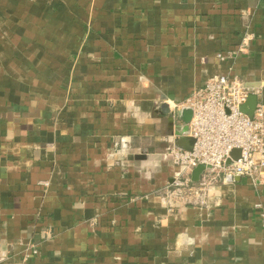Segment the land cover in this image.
I'll return each mask as SVG.
<instances>
[{
	"label": "crops",
	"instance_id": "crops-1",
	"mask_svg": "<svg viewBox=\"0 0 264 264\" xmlns=\"http://www.w3.org/2000/svg\"><path fill=\"white\" fill-rule=\"evenodd\" d=\"M227 72L264 101V0H0V264H264V183L160 196L173 100Z\"/></svg>",
	"mask_w": 264,
	"mask_h": 264
},
{
	"label": "built area",
	"instance_id": "built-area-1",
	"mask_svg": "<svg viewBox=\"0 0 264 264\" xmlns=\"http://www.w3.org/2000/svg\"><path fill=\"white\" fill-rule=\"evenodd\" d=\"M231 56V52L216 54L220 61L232 60ZM258 91L256 86H246L236 75L217 73L176 104L191 108L187 134L194 142L190 150L174 146L169 149L170 162L182 169L161 188L162 200L199 205L206 190L204 180L208 178H203L200 184L191 179V171L198 164L217 171L222 179L230 174L245 177L254 185L264 183V101L258 98ZM250 94L257 96L251 117L240 110ZM235 149L239 154L233 159L231 152ZM254 207L264 227V208L260 202ZM30 253L35 254L36 249ZM29 255L25 254L24 259Z\"/></svg>",
	"mask_w": 264,
	"mask_h": 264
},
{
	"label": "water",
	"instance_id": "water-1",
	"mask_svg": "<svg viewBox=\"0 0 264 264\" xmlns=\"http://www.w3.org/2000/svg\"><path fill=\"white\" fill-rule=\"evenodd\" d=\"M245 85L246 86H257L258 84L257 83L251 84L249 82H246ZM256 101H257V96L255 94H250L247 97L245 103L241 105L240 110L246 115H248L249 117H251ZM173 102L175 104H178L179 100H173ZM160 108H161L162 113H165V114L171 113V110L169 109V105L166 103L162 104ZM179 111H180V114L182 116V120L184 123L183 125L178 127L177 130L174 132V138H173L171 146H174L178 149L190 150L194 142L193 137L187 134V123L191 117V108L189 106H181ZM238 154H239V150L235 149L231 152V157L233 159H236L238 157ZM226 163H229V160H227ZM176 168H177V171L175 174H177L182 169L181 166L176 167ZM204 169H205V166H203L202 164H198L197 166H195L191 171V179L193 181H197ZM225 179L228 181H238L240 177L237 175L227 174L225 176Z\"/></svg>",
	"mask_w": 264,
	"mask_h": 264
}]
</instances>
